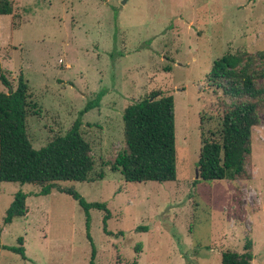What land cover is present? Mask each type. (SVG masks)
Returning a JSON list of instances; mask_svg holds the SVG:
<instances>
[{
  "label": "rangeland",
  "instance_id": "1",
  "mask_svg": "<svg viewBox=\"0 0 264 264\" xmlns=\"http://www.w3.org/2000/svg\"><path fill=\"white\" fill-rule=\"evenodd\" d=\"M0 13V65L15 88L28 80L27 119L35 148L65 134L82 116L96 170L105 178L61 181L62 190L0 182V264H89L86 215L67 192L89 202L97 264H222L225 250L251 240L264 264V111L253 131L247 179L198 180L201 133L218 123L213 62L227 52L264 50V0H9ZM264 82V80H263ZM7 91L0 81V91ZM161 90L175 101L177 179L131 182L111 170L125 147L127 105ZM27 213L4 217L14 195ZM23 237L26 258L9 247Z\"/></svg>",
  "mask_w": 264,
  "mask_h": 264
},
{
  "label": "trees",
  "instance_id": "2",
  "mask_svg": "<svg viewBox=\"0 0 264 264\" xmlns=\"http://www.w3.org/2000/svg\"><path fill=\"white\" fill-rule=\"evenodd\" d=\"M9 0H0V13L11 14ZM0 81L7 91H0V182H18L41 187L47 195L61 181H95L105 178L90 142L81 131L82 116L99 106L105 91L88 101L72 127L56 135L46 145L35 148L30 140L27 119L31 110L29 82L23 75L14 88L2 72ZM209 84L218 95V123L201 133L198 180L247 179L246 163L253 150V131L261 123L264 111V50L227 52L216 59L209 73ZM125 147L111 162V170L127 181L166 182L177 179L175 101L173 95L155 90L150 96L127 105L123 113ZM78 200L86 215L87 238L92 245L89 264H97V247L90 233L91 209L104 211V225L111 218L105 202H89L80 193L67 190ZM28 194L19 190L6 211L4 222L11 223L27 213ZM19 245L8 249L26 258L23 237ZM5 247L1 243L0 249ZM254 252L251 240L244 250H225L222 264H251Z\"/></svg>",
  "mask_w": 264,
  "mask_h": 264
},
{
  "label": "water",
  "instance_id": "3",
  "mask_svg": "<svg viewBox=\"0 0 264 264\" xmlns=\"http://www.w3.org/2000/svg\"><path fill=\"white\" fill-rule=\"evenodd\" d=\"M197 177H199V171H198V169H197Z\"/></svg>",
  "mask_w": 264,
  "mask_h": 264
}]
</instances>
